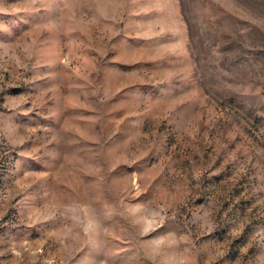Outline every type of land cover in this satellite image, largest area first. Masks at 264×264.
Listing matches in <instances>:
<instances>
[{
	"label": "rangeland",
	"instance_id": "374dc122",
	"mask_svg": "<svg viewBox=\"0 0 264 264\" xmlns=\"http://www.w3.org/2000/svg\"><path fill=\"white\" fill-rule=\"evenodd\" d=\"M0 264H264V0H0Z\"/></svg>",
	"mask_w": 264,
	"mask_h": 264
}]
</instances>
